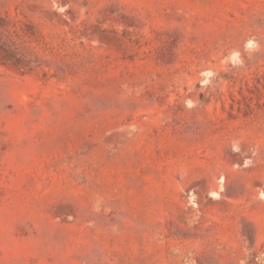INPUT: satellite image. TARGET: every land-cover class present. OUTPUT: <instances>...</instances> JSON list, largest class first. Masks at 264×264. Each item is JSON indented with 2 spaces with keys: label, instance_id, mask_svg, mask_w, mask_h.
<instances>
[{
  "label": "rangeland",
  "instance_id": "1",
  "mask_svg": "<svg viewBox=\"0 0 264 264\" xmlns=\"http://www.w3.org/2000/svg\"><path fill=\"white\" fill-rule=\"evenodd\" d=\"M0 264H264V0H0Z\"/></svg>",
  "mask_w": 264,
  "mask_h": 264
}]
</instances>
